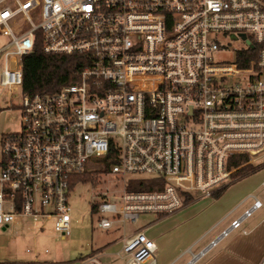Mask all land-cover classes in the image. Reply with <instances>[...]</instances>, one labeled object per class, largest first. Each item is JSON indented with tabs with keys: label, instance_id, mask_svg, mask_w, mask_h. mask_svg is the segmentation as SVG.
I'll return each instance as SVG.
<instances>
[{
	"label": "built area",
	"instance_id": "obj_1",
	"mask_svg": "<svg viewBox=\"0 0 264 264\" xmlns=\"http://www.w3.org/2000/svg\"><path fill=\"white\" fill-rule=\"evenodd\" d=\"M0 34V88L21 112L19 131L0 138L4 230L53 219L68 237L71 183L106 164L121 188L91 203L101 229L171 215L264 164L261 0H0ZM36 40L46 54L80 58L76 82L23 92L21 58ZM134 179L158 183L130 190ZM121 238L122 264H155L143 227Z\"/></svg>",
	"mask_w": 264,
	"mask_h": 264
},
{
	"label": "crops",
	"instance_id": "obj_2",
	"mask_svg": "<svg viewBox=\"0 0 264 264\" xmlns=\"http://www.w3.org/2000/svg\"><path fill=\"white\" fill-rule=\"evenodd\" d=\"M255 199L261 202V207L242 220L239 228L210 247L211 241L228 229L232 221L242 217ZM22 220L29 221L18 218L14 224ZM143 228L156 244L155 264H189L194 257L191 264H264V167L239 176L217 198L193 199L177 212L157 217ZM111 235L86 256L73 260L48 263L19 258L3 262L95 264L91 262L93 258L99 264H122V234L119 238Z\"/></svg>",
	"mask_w": 264,
	"mask_h": 264
},
{
	"label": "rangeland",
	"instance_id": "obj_3",
	"mask_svg": "<svg viewBox=\"0 0 264 264\" xmlns=\"http://www.w3.org/2000/svg\"><path fill=\"white\" fill-rule=\"evenodd\" d=\"M22 22H17L15 27H21ZM9 42V38L0 34V47ZM233 44L240 46L239 41ZM11 49V48H10ZM2 57V55H0ZM3 68L0 61V71ZM16 101L9 100L8 92L0 88V138L3 134L19 131L21 112ZM1 159V147H0ZM91 172V179L85 183H78L69 194L68 204L71 215V234L62 238L54 230V220L48 219L42 224L22 220L21 223L9 224L7 229L0 225V261H14L19 258L33 260L55 261L75 259L86 256L91 249L100 246L110 235L119 238L123 232L130 233L143 227L146 222L159 217L156 214L141 215L135 224L127 223L126 226H115L112 230H104L97 227L99 215L92 211L91 203L98 201L99 195L107 189L118 192L121 182L115 175H106L104 172ZM6 209V205L4 206ZM111 235V236H113Z\"/></svg>",
	"mask_w": 264,
	"mask_h": 264
},
{
	"label": "trees",
	"instance_id": "obj_4",
	"mask_svg": "<svg viewBox=\"0 0 264 264\" xmlns=\"http://www.w3.org/2000/svg\"><path fill=\"white\" fill-rule=\"evenodd\" d=\"M264 4V0H261ZM23 92L33 95L36 93H45L56 91L64 85L76 82L77 74L82 66L80 58L75 55L46 54L42 50L40 40H36L30 53L21 58ZM247 62H239V66L246 65ZM247 160L244 161L246 165ZM107 164L100 170L106 172ZM264 167V164L261 166ZM91 172H87L75 179L71 183L74 187L76 181L85 183L91 179ZM158 182L153 179H134L130 180L128 189L130 190H152ZM160 183V182H159ZM226 187L213 193L212 197L217 198ZM191 199H185V204L191 202ZM92 211L95 207L92 205ZM0 264H35L33 262H0Z\"/></svg>",
	"mask_w": 264,
	"mask_h": 264
},
{
	"label": "water",
	"instance_id": "obj_5",
	"mask_svg": "<svg viewBox=\"0 0 264 264\" xmlns=\"http://www.w3.org/2000/svg\"><path fill=\"white\" fill-rule=\"evenodd\" d=\"M232 38L234 39L235 37L232 36ZM2 229H4V227ZM194 259H195V257L192 259V261L189 264H191L194 261Z\"/></svg>",
	"mask_w": 264,
	"mask_h": 264
}]
</instances>
